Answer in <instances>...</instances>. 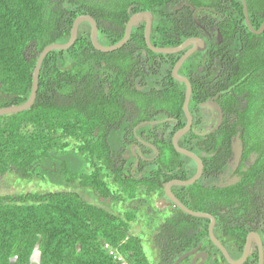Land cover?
Listing matches in <instances>:
<instances>
[{"label": "trees", "instance_id": "trees-1", "mask_svg": "<svg viewBox=\"0 0 264 264\" xmlns=\"http://www.w3.org/2000/svg\"><path fill=\"white\" fill-rule=\"evenodd\" d=\"M201 1L125 0L120 3L121 0H115L118 9L111 10L109 3L86 0H0V108L22 105L28 100L39 54L48 45L67 43L79 16H92L98 24L99 42L111 46L124 38L127 23L134 13L152 11L161 17L163 10L181 7L182 2L189 7L188 3L202 6ZM246 3L249 21L257 30L264 21V0H246ZM134 4L137 7L129 13V7ZM209 5L221 14L219 26L226 42L235 38L237 24L251 37L260 38L249 31L241 0H211ZM145 24L144 19L138 21L127 45L109 53L94 48L91 25L82 24L71 48L51 51L44 59L33 107L0 116V174L12 173L24 181L47 182L52 188L56 187L50 191L0 195V264H9L14 257L17 264H29L39 241L41 264H117L104 249L106 242L118 249L130 264H159L165 259L162 252L171 256L172 264L176 257L190 250V223L186 226L188 222L181 220L190 218L200 227L204 220L188 216L179 209L172 218L158 209L153 215V206L144 204L147 214L141 217L149 219L147 224L152 225L150 229L154 232L148 237L149 230L145 232V239L152 245V250L146 249L143 231L142 235L131 231L138 220L131 207H139L141 203L137 200L136 184L132 188L129 184L130 190L124 191V177L110 178L109 174V170L113 172L111 162L119 161L123 149L128 147L126 141L121 143L122 137L132 139L134 126H121L120 115L110 110L105 88L107 66H103V62L130 46L133 50L146 47ZM155 24L161 25L160 22ZM229 49L230 58L235 62L240 57L239 50L236 44ZM246 51L248 49L244 51L247 70L255 71L256 67L264 66L263 59ZM246 72L236 73L238 80L244 78L238 90L244 86L251 89ZM235 106L228 105L226 111V155L229 157L232 138L237 134V130L229 126L233 114L242 126L246 157L251 154L259 126L251 108L240 110ZM169 146L173 155L183 157L171 143ZM178 164L168 167L161 162L154 176L148 175L145 179L147 188L141 196L146 199L157 192L159 198H164L168 182L186 181L194 175L195 167L188 171L182 161ZM204 171L209 174V170ZM195 185L174 189L182 193L180 200L191 210H204L199 204L189 206L185 202L186 192ZM240 191L247 190L226 189L209 195V201H221L225 196L228 203L236 199ZM85 192L95 194L100 206L89 202ZM118 209L127 212L119 214ZM156 217L161 223L158 228H155ZM203 232L208 237L207 226ZM200 239L201 236L198 241ZM163 245L166 246L163 248Z\"/></svg>", "mask_w": 264, "mask_h": 264}, {"label": "flooded vegetation", "instance_id": "flooded-vegetation-1", "mask_svg": "<svg viewBox=\"0 0 264 264\" xmlns=\"http://www.w3.org/2000/svg\"><path fill=\"white\" fill-rule=\"evenodd\" d=\"M114 1L109 0L111 10L118 9ZM124 2L125 0H121L120 3ZM201 2L202 6L188 3L189 7L186 2H182L181 7L179 5L171 10H163L161 17L152 11H145L153 15L151 44L162 49L180 48L179 51L157 53L150 49L145 37L147 19L141 17L138 21L144 19L146 23L144 28L146 47L141 46L142 49L133 50L134 47L130 46L120 54L108 56V62H103V66H107L105 88L110 110L120 115L121 126L130 124L134 126L132 139L122 137L121 143L126 141L125 145L128 144V147L125 146L124 151L120 150L123 153L118 157L119 161L116 160L114 164L111 162L113 172L109 170V174L110 178H117L119 175L124 177V191L130 190L129 184H131L130 188L136 184L137 200L143 204L152 205L153 215L155 209L159 212L163 211L170 218L178 213V208L167 197L159 198L157 192H152L146 199L141 196L147 188L145 179L148 175L154 176L161 162L168 167H173L176 164L179 165L180 160L188 171L194 167L197 171L194 160L180 153L185 158H177L169 146L171 143L175 149L173 144L175 135L189 124L184 109L187 86L175 78L174 72L177 69V74L187 79L192 89L188 104L192 121L190 129L180 138L179 147L193 154L196 150L200 151L198 155H195L203 164L201 177L192 184H198V186L195 185L191 190L189 189L184 199L187 205L199 204L204 209L195 212L206 213L215 219L213 233L223 249L218 247L210 237L209 229L212 223L210 218H200L204 220L201 227L190 221V218H182L181 221L185 223V219L188 222L185 223L186 226L190 223L192 245L189 251L176 257L172 264H176L180 257L189 253L190 256L188 255L179 264H200L202 261L203 264H232L228 258L234 262H240L238 264H264V136H259L262 133H259L256 128L258 137L252 143L251 154L244 157L242 126L231 114L232 120L229 126L237 130L236 136H240L243 153L237 163L231 162L232 143L235 136L232 138L230 155L229 157L226 155L228 105H236L235 109L240 110L245 107L251 108L256 115L257 125L264 126V119L259 120L264 118V85H262L264 66L259 69L256 67L255 71L247 70L245 63L248 59L245 58L244 53L248 49L247 53L264 60V30L256 34L247 26L249 31L260 36V38H254L245 28L237 24L235 38L226 42L219 26L218 17L221 14L210 7L211 0ZM135 7H137L135 4L131 5L128 12L131 13ZM145 12L134 13L132 16ZM158 22L161 23L160 26H156L155 23ZM194 39L204 41L205 45L199 43L198 47L201 50L189 55L178 67L184 56L194 49V45L187 44ZM235 44L239 50L237 55L240 57L232 62L229 55V50L232 48L229 49V46ZM239 71H247L246 76H250L247 83L251 89L244 86L238 90V86L244 80V78L238 80L236 73ZM206 169L209 170V174L204 173ZM130 178L133 179L131 182H129ZM175 187L178 186H173L172 192L180 200L179 195L182 193L177 192ZM233 187H241L247 191L236 192V199L229 200V204L225 202L227 201L225 196L221 201H209V195L219 194ZM142 188L144 189L141 190ZM87 196L91 194L85 197ZM96 200L99 203L98 199ZM131 208L132 212L138 216L133 227L137 228V231L143 230L144 225L148 223V219L146 223V219L143 220L141 217L143 213L147 214L146 209H143L144 205L143 208L140 206ZM125 212L127 210L124 209ZM162 216L164 219L165 216ZM205 226H207L208 237H205L203 232ZM153 233L150 232L146 236ZM199 236L201 239L198 241ZM151 246L148 243L150 250H152ZM165 246L163 245V248ZM202 254L206 255L205 260L200 257ZM161 256L165 259L159 261V264H171V256L168 253L162 252ZM197 256L199 258L194 262Z\"/></svg>", "mask_w": 264, "mask_h": 264}, {"label": "water", "instance_id": "water-1", "mask_svg": "<svg viewBox=\"0 0 264 264\" xmlns=\"http://www.w3.org/2000/svg\"><path fill=\"white\" fill-rule=\"evenodd\" d=\"M241 1H242L243 8H244V16L246 18L247 26L250 28V30L252 32H254L256 34H260L264 30V24L262 25V27L259 30H257V31L254 30L253 27L251 26L249 18H248V10H247L246 0H241ZM141 17H145L147 19L145 37H146L147 44H148L150 49H152L154 52H157V53H173V52H177L180 50V48H175V49L156 48L151 44L150 35H151V31H152V20H153L152 13L145 12V13H140V14H136V15L132 16L131 19L129 20L127 26H126L124 38L120 42H118L114 45H111V46H104L99 42V38H98L99 37V28L97 25V21L92 16H89V15L79 16L78 18L75 19V21L73 23L72 30H71V37L67 43L48 45L39 54L38 59H37V63H36V66L34 68L33 75H32V90H31V94H30V97L28 98V100L22 105H13V106H9V107L0 108V116L25 112V111L30 110L33 107V105L35 104L36 99H37V93H38V89H39L40 73H41L42 64H43L44 59L46 58V56L51 51L67 50V49L71 48L75 44V42L77 41L79 28L83 23H89L91 25V41H92L94 48L100 52L109 53V52H113V51L121 49L122 47H124L128 43L133 27H134L135 23ZM199 43H201L202 45H205L204 41H201L198 39L190 40V42L187 43V44L194 45V49H192L189 53H187L184 56L183 60L180 61V63L178 64V67L181 66V64L183 63L185 58H187L189 55H192L193 53L201 50V48L198 47ZM174 73H175V78L181 82H184L187 86V95H186L184 109H185V112L188 116L189 124L186 128L182 129L181 131H179L175 135V138L173 139V144H174V147L178 153L185 155V156H187L190 159L195 161V163L197 165V171H196V174L190 180L172 181L169 184H167L165 187V195L178 209L183 211L185 214L190 215L192 217H196V218H210L212 220V223H211L210 229H209L210 237L218 247L222 248L221 244L215 238L214 233H213L215 219L206 213H199V212H195V211L188 209L172 192L173 186H189V185L194 184L201 177L202 172H203V164H202L201 160L195 154L191 153L190 151H187V150L179 147V140L190 129V123L192 121V116L188 111V104H189V100L191 98L192 89H191V85H190L189 81L185 78L180 77L177 74V69L175 70ZM232 147H233V152H232L231 162L237 163L241 159L242 153H243L242 141L240 140L239 136H236L234 138V141L232 143ZM226 186H229V184H226ZM39 247H40V241L37 243L32 255L30 257L29 264H41V252L39 250ZM188 255L190 256V253L185 254L182 257H180L179 260L176 262V264H179L180 262H182L186 257H188ZM200 257H202L203 260H205L206 255L202 254V256L200 255ZM198 258H199V256L196 257L194 262H196L198 260ZM228 259L232 264L240 263V262H234L230 258H228ZM9 264H17V258H15V257L12 258L10 260ZM200 264H203V261Z\"/></svg>", "mask_w": 264, "mask_h": 264}, {"label": "rangeland", "instance_id": "rangeland-1", "mask_svg": "<svg viewBox=\"0 0 264 264\" xmlns=\"http://www.w3.org/2000/svg\"><path fill=\"white\" fill-rule=\"evenodd\" d=\"M86 1H93V2H99V3L102 2L103 4L109 3V0H86ZM261 128L263 130H261ZM258 132L262 133V135L264 136V126L262 127L261 125H259ZM114 187H116V185L111 186L112 189H115ZM54 188L56 189V187H54ZM54 188L49 186L47 184V182L40 184L39 181H37V182L33 181V183H31V181H24V180L18 179V177L12 173H6L4 175L0 174V195H14V194L19 195V194H24V193H27L30 191H50V190H53ZM143 189L144 188H142L141 190H143ZM79 191L81 192V190H79ZM94 197H96V196L95 195L94 196H87L86 199L89 200V202H91L92 204L100 206V204L97 202V200ZM143 205H144L143 203L139 204V206L142 208H143ZM118 211H120L119 214L124 213V211H121V209H119ZM147 219L148 218H146V223H147ZM148 221H149V219H148ZM158 221H159V219L156 217L154 219V222H156L155 228H158L160 226V222H158ZM144 226H145V228H143V230L139 229L140 231H137V228L133 227L131 229V231L133 234H136V232H137L140 235H141V232L143 231L142 238L144 239V246L147 249L148 241L145 239V232L147 229L149 230V233L153 232V230L150 229V227L152 225L146 224ZM149 253H151V251H149L148 254Z\"/></svg>", "mask_w": 264, "mask_h": 264}, {"label": "built area", "instance_id": "built-area-1", "mask_svg": "<svg viewBox=\"0 0 264 264\" xmlns=\"http://www.w3.org/2000/svg\"><path fill=\"white\" fill-rule=\"evenodd\" d=\"M104 249L117 264H130L125 256L118 249L112 247L108 242L104 244Z\"/></svg>", "mask_w": 264, "mask_h": 264}]
</instances>
